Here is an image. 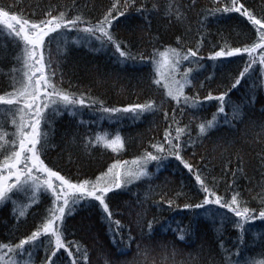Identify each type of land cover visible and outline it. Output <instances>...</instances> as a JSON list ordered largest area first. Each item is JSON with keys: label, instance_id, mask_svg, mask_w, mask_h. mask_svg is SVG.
I'll return each instance as SVG.
<instances>
[{"label": "trees", "instance_id": "16d2710c", "mask_svg": "<svg viewBox=\"0 0 264 264\" xmlns=\"http://www.w3.org/2000/svg\"><path fill=\"white\" fill-rule=\"evenodd\" d=\"M112 2L113 0H77V5L92 18L102 14ZM154 2L156 0H146V7L151 9ZM242 2L258 15L264 14V0ZM168 3L182 5L181 11L186 16L183 26L170 24L169 17L164 12ZM3 4L18 5L19 8L14 7L13 11H22L26 18L35 19L36 17L32 15L34 11L39 15L48 10L49 6H57L59 10H64L62 6L71 4V0H0V5ZM213 6L212 0H196L195 4L192 0H158V10L150 15V27L139 14L134 10L132 12L135 17L132 26L135 27L136 24L143 26L142 32H136L133 53L139 51L150 54L153 45L160 51L167 47H176L177 37L183 39L184 50L187 47L195 49L200 36L202 34L206 36L199 52L205 59L200 61V64H189L185 61L181 66V71L187 67L193 68L192 76L195 77L193 82L197 85L196 89L186 88L185 93L195 96L198 92L201 100L208 91H212L214 95L224 91L223 87H218L221 83L230 86L248 59L245 54L243 60L239 57L226 58L221 63L207 59L209 54L213 50H219L225 42L230 47H243L251 42L245 30L247 21L236 13L223 16L209 15L202 30L198 31L201 29L200 22L204 21L205 10ZM247 27L250 28V25ZM120 35L123 37L127 33L121 32ZM76 39L77 34L72 32L68 36L69 43L66 47L62 39L52 45L55 61L52 67L62 73L65 88L70 82L73 91L90 93L103 99L110 107H126L149 100L155 101L157 105H160L161 101L164 103L160 111L154 114L145 113L136 121L128 117L99 121V114H93L88 110L80 117H71L64 113L57 118L52 128L51 146L46 160L50 167L60 170L62 175L95 179V176L106 171L117 159L129 161L131 167L132 160L142 155L146 149L152 150L151 144L163 142L166 130H170L175 136L177 127L184 128L188 125L187 131L191 132L193 143L185 147L182 153L184 159L195 169L201 170L209 181L215 178L218 193L226 199H230L233 191H237L244 200L251 201L250 206L258 205L260 196L264 194V188L261 187L264 185V161L261 159L264 157V75L257 71L254 79L249 80L247 84L242 81V87L230 94L233 104H242L243 123L234 120L233 124L236 127L232 128L221 120L219 131L213 130L208 137L198 140L197 125L212 118L216 112L215 102H205V106L200 109L182 105L184 114L180 115L177 109L176 120L179 121L177 124L171 119L172 109L177 107L176 103L163 95V88L152 83L154 69L150 62L129 61L127 65L118 64L116 63L118 54L114 55V50L108 48L97 50L100 49V44L94 38H90L91 43L85 39L79 44L73 43ZM19 51L10 39L0 35V89H5L8 82L6 74L14 66H19L14 58ZM255 67L259 69V65ZM208 76H212L211 81L206 80ZM200 82L205 83V88H199ZM250 90H254L255 100L248 104L246 100H252L253 95ZM225 110L231 117L232 106H226ZM165 111L169 114L167 120L164 117ZM80 119L98 123L77 127ZM89 129V134L93 137L96 133L107 131L114 135L119 131L125 139V148L118 154L99 145L87 152L83 151L80 139L72 133L83 134ZM5 130L9 133L14 131L10 122L5 126ZM181 139L186 140L187 136H182ZM148 169L152 173L150 179L145 177L129 185L127 189L109 193V206L116 213L115 218L121 219L125 224L130 220L135 221L136 213L146 209L145 221L154 223L151 238L148 235L141 238L140 229L133 222L130 227L136 237V243L131 245L126 255H117L99 210L78 205L72 215H66L64 227L67 229L65 239L72 243L71 250L80 260V264L84 262L81 254L76 252L77 244L81 253L87 249L89 257L87 264H105L106 259L109 260V264L111 261L122 264L123 261L134 260L137 264H221L222 261L226 264V257L233 260L246 258L255 264L264 261L262 254L264 248L261 247V240L264 239V222L255 221L245 225L248 229L245 233L247 247L240 245L243 251L237 257L234 253L237 251L239 229L231 221L223 220L225 214L233 217V220L237 219L232 213L214 205L206 206L208 211L184 207L185 204L201 203L203 199L192 173L183 168L174 157L164 160L159 171L156 170L155 162L150 164ZM138 198L144 201L143 209L138 203ZM169 199L173 201L172 207L167 204ZM50 205L51 198L45 201L42 194L41 203L33 205L28 210V216L21 218L20 222H17L12 214L11 203L0 207V242H9L5 236L12 231L15 234V242L18 243L19 239L35 230L34 225L39 224ZM190 225L194 231L186 235V240L189 241L186 244L179 240V235L182 234L180 230ZM173 229L178 231L174 232ZM144 231L147 233L146 227ZM221 243L224 244V249L221 248ZM109 253L112 255L109 256ZM46 255L50 253L39 250L33 257L25 255L23 259L28 261V264H46ZM57 255L63 257L64 264H71L72 257H68L63 249Z\"/></svg>", "mask_w": 264, "mask_h": 264}, {"label": "snow or ice", "instance_id": "6c2138e0", "mask_svg": "<svg viewBox=\"0 0 264 264\" xmlns=\"http://www.w3.org/2000/svg\"><path fill=\"white\" fill-rule=\"evenodd\" d=\"M196 0H192L195 4ZM213 7L205 10L204 21H201V31L208 16H221L236 13L247 21L246 33L250 43L243 47H230L227 42L219 50H213L207 59L224 62L226 58L239 57L244 59L246 54L248 59L243 70L234 79L230 86L219 84L223 87L218 95L208 91L207 95L200 99L199 93L189 96L185 93L186 88L196 89L193 82V68L187 67L181 71V66L185 61L189 64H200L204 60L199 55L200 49L206 40L205 35L200 36L195 49L187 47L184 50V41L177 37L176 47H167L160 51L153 45L150 54L137 51L132 52L135 47L136 32L143 31V26L136 24L133 27L135 17L133 10L150 27V15L158 10V0L153 3L152 8L146 7V0H113L109 7L102 14L89 18L85 11L77 5V0H71V4L63 5L64 10H59L57 6H49L48 10L37 14L32 13L35 19L26 18L22 11H13L19 8L18 5H0V35L10 39L18 48L19 54L14 58L18 62V67L14 66L8 74V82L5 89H0V207L11 203L12 214L17 222L21 218L28 216V210L33 205L41 203V195L45 201L50 197L51 205L46 208L39 224L34 225L35 230L24 238L15 242L14 232L6 234L5 239L9 242H0V264H28L23 257H33L35 252L43 250L46 255V264H64L62 256L57 254L63 249L68 257H72L71 264H80V260L74 256L72 243L66 241L64 227L66 215H72L76 207H90L98 209L101 220L106 225L111 236L112 246L115 254L126 255L136 237L132 234L131 223H135L140 229L141 238L153 233V221H145L146 209L136 213L135 221L122 223L121 219H116V213L109 206V193L115 190L127 189L129 185L140 181L143 178H151L148 166L155 162L156 170L159 171L161 164L169 157H174L176 161L183 165V168L192 173L196 184L199 185V192L203 194L201 203L185 204L187 209H205L206 206L214 205L219 209H227L237 219L224 215V221H231L239 229L237 238V251L235 256L239 257L243 251L240 245L247 247L245 233L248 229L245 225L255 221L264 222V194L260 196L258 205L252 207L251 201L244 200L240 193L233 191L230 199L218 193V188L213 181H209L207 176L199 169H195L187 162L182 153L185 147L193 143L191 132L187 131L188 125L184 128L177 127L175 136L170 130L164 133L163 142L150 145L152 150H145L142 155L131 161L117 159L106 171L101 172L95 179L73 177L70 174L62 175L60 170L50 167L47 160L48 149L51 146L50 137L53 125L57 118L67 113L71 117H80L85 110L93 114H99V121L105 119L111 121L113 118H131L133 121L144 116L145 113H156L161 110L164 101L157 105L155 101L149 100L145 103L129 104L126 107L107 106L103 99L95 97L90 93L73 91L71 83L64 87V78L57 68H53L52 45L62 39L65 47L68 45V36L75 32L78 39L73 43H81L83 40L94 38L100 44L102 50L108 48L114 50L116 63L127 65L129 61L136 63L150 62L154 69L152 83L159 88H163V95L169 101H175L176 109H172L171 119L176 120L177 109L179 114H184V107L200 109L205 106V102H215L216 112L210 120H204L197 125L198 134L196 139L208 137L213 130L219 131L221 120L225 125L235 128L234 120L242 119V104H233L231 93L242 87V81L247 84L249 80L255 78V73L264 75V14H257L254 10L246 7L242 0H212ZM139 3V6L137 4ZM38 7V6H37ZM86 7V6H85ZM182 5L178 3H168L164 9L165 15L169 17L170 24L175 23L183 26L186 16L181 11ZM75 13V14H70ZM90 15V14H89ZM123 18V19H121ZM250 25V28L247 26ZM6 30V31H5ZM187 31V30H186ZM127 35L121 37L120 33ZM55 34V35H53ZM259 65V69L255 66ZM211 81L212 76L206 77ZM199 88H205V83L200 82ZM10 89V90H7ZM252 100H246L251 104L255 100L254 90ZM183 105V106H182ZM232 106L231 117L226 112V106ZM195 116V113L193 114ZM165 119H169L167 111L164 112ZM14 128L9 133L5 130L8 123ZM98 121H85L80 119V125H91ZM89 131L80 134L72 133L80 139L83 151L87 152L95 146H102L119 153L125 148V139L119 131L114 135L105 131L96 133L93 137ZM182 136H187L182 140ZM264 161V157H261ZM242 162V158H241ZM236 173H233V184H235ZM231 187V186H230ZM264 188V185H261ZM147 199V197H145ZM163 199V197H162ZM138 203L143 209L144 201ZM159 203V202H158ZM169 207L173 206L171 199L167 200ZM18 227V224H17ZM147 228V233L144 229ZM169 228L171 226L169 225ZM178 231V229H173ZM179 240L186 244V235H190L194 228L180 230ZM224 249V244L221 243ZM261 247L264 248V239L261 240ZM139 251V244H137ZM76 252L80 253L84 264L88 262L87 249L81 253L79 244L76 245ZM264 254V253H262ZM112 253H109L111 256ZM53 257L56 259L54 260ZM109 264V260H105ZM116 264V261H111ZM122 264H137V261H123ZM221 264H225L224 261ZM226 264H255L248 259H235L226 257ZM260 264H264L261 261Z\"/></svg>", "mask_w": 264, "mask_h": 264}]
</instances>
